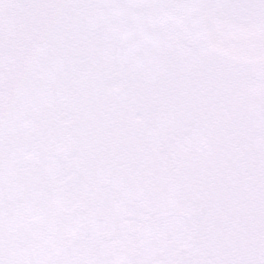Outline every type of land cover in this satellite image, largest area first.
Masks as SVG:
<instances>
[{"label":"snow or ice","instance_id":"obj_1","mask_svg":"<svg viewBox=\"0 0 264 264\" xmlns=\"http://www.w3.org/2000/svg\"><path fill=\"white\" fill-rule=\"evenodd\" d=\"M0 264H264V0H0Z\"/></svg>","mask_w":264,"mask_h":264}]
</instances>
